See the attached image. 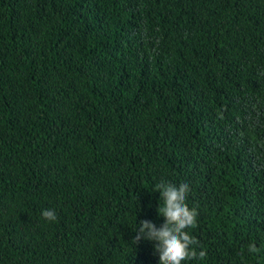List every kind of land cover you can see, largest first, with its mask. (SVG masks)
Returning <instances> with one entry per match:
<instances>
[{
  "label": "trees",
  "instance_id": "obj_1",
  "mask_svg": "<svg viewBox=\"0 0 264 264\" xmlns=\"http://www.w3.org/2000/svg\"><path fill=\"white\" fill-rule=\"evenodd\" d=\"M161 182L264 264V0H0V264H160Z\"/></svg>",
  "mask_w": 264,
  "mask_h": 264
},
{
  "label": "clouds",
  "instance_id": "obj_2",
  "mask_svg": "<svg viewBox=\"0 0 264 264\" xmlns=\"http://www.w3.org/2000/svg\"><path fill=\"white\" fill-rule=\"evenodd\" d=\"M156 189L163 201V206L158 208V212L165 218L164 223L157 228L155 223L141 220L133 241L139 243L146 239L154 242L160 264H182V261L196 259L197 256L204 259L207 252L197 253L194 247H190L197 245L198 241L185 231L196 225L198 215L196 209H190L186 203L189 185L181 183L177 187L172 183L161 182L156 185ZM42 216L50 222L57 219L55 210L45 209ZM248 251L256 253L259 249L255 243H251L248 245Z\"/></svg>",
  "mask_w": 264,
  "mask_h": 264
}]
</instances>
